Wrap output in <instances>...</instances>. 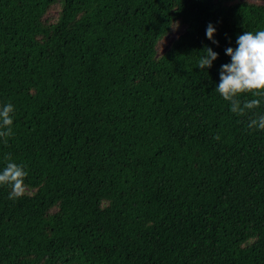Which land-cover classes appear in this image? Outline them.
<instances>
[{
    "label": "trees",
    "instance_id": "1",
    "mask_svg": "<svg viewBox=\"0 0 264 264\" xmlns=\"http://www.w3.org/2000/svg\"><path fill=\"white\" fill-rule=\"evenodd\" d=\"M259 30L264 1L0 0V171L28 173L0 185V264H264V97L215 90Z\"/></svg>",
    "mask_w": 264,
    "mask_h": 264
},
{
    "label": "clouds",
    "instance_id": "2",
    "mask_svg": "<svg viewBox=\"0 0 264 264\" xmlns=\"http://www.w3.org/2000/svg\"><path fill=\"white\" fill-rule=\"evenodd\" d=\"M216 28L209 23L206 35L213 43ZM238 47L226 48V54L231 57V62L223 64L220 71V83L216 87L222 97L231 104L230 111L237 115H244L247 111L256 109L261 104L260 98L239 99L241 94L251 93L254 97H264V30L256 32L246 31L237 39ZM203 55L197 61V65L203 70L211 68L213 61L218 58V53L211 47H205ZM14 106L8 103L0 107V137H9L12 133ZM247 127L249 129L264 130V114L251 119ZM219 139V136L214 137ZM6 142V140H5ZM8 163L0 171V185H9L10 200L24 196L26 187L24 178L28 175L21 164H17L7 157Z\"/></svg>",
    "mask_w": 264,
    "mask_h": 264
},
{
    "label": "rangeland",
    "instance_id": "3",
    "mask_svg": "<svg viewBox=\"0 0 264 264\" xmlns=\"http://www.w3.org/2000/svg\"><path fill=\"white\" fill-rule=\"evenodd\" d=\"M255 1L263 2L264 0H255ZM177 31H178V30H174V31H172L171 33H169V35H167V36L165 37V39L163 40L162 49H164L165 45H166V44H169L170 41H171L173 38H175V36H177V34H178Z\"/></svg>",
    "mask_w": 264,
    "mask_h": 264
}]
</instances>
